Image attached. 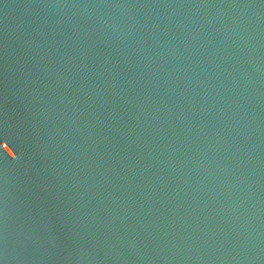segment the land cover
Returning a JSON list of instances; mask_svg holds the SVG:
<instances>
[{"label":"water","instance_id":"95a60500","mask_svg":"<svg viewBox=\"0 0 264 264\" xmlns=\"http://www.w3.org/2000/svg\"><path fill=\"white\" fill-rule=\"evenodd\" d=\"M0 264H264V0H0Z\"/></svg>","mask_w":264,"mask_h":264}]
</instances>
